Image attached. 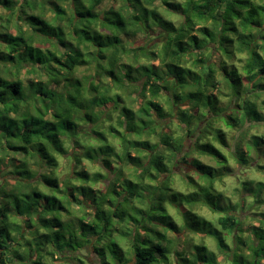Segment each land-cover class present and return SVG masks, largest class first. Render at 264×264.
<instances>
[{
	"label": "trees",
	"instance_id": "trees-1",
	"mask_svg": "<svg viewBox=\"0 0 264 264\" xmlns=\"http://www.w3.org/2000/svg\"><path fill=\"white\" fill-rule=\"evenodd\" d=\"M160 5L183 16L184 21L177 26L165 19ZM160 5L157 0H0L4 12L0 14V264H48L46 257L54 259L55 254L65 261L69 254L75 259L82 249L88 251L86 259L91 264H179L174 258L179 252L177 244L182 241L165 206L179 209L194 204L218 215L213 223L189 207L180 212L185 211L189 217L186 231L212 239L222 256L218 260L217 254L211 252L207 264H264V225L250 226L252 234L246 237L243 217L237 212L245 206L264 204V183L247 182L249 189L231 204L215 187L230 172L228 158L206 140L212 135L221 147L227 146L225 132L218 123L231 129L264 124V114L257 106L264 95V58L259 54L264 49L258 43L264 40V2L186 0L181 4L179 0H160ZM197 23L204 26L197 29ZM161 26L165 28L162 35ZM154 35L157 39L151 40ZM160 43L164 48L157 53L153 49ZM236 54L245 58L242 72L230 67ZM216 55L220 57L219 65L212 61ZM125 57L133 63H124ZM161 57L162 67L134 66L141 58ZM185 64L192 67H184ZM219 71L221 80L217 77ZM133 72L137 73L135 77ZM104 77H110L112 83L105 84ZM224 85L229 89L225 94L229 102L226 108H220L218 94H223ZM137 86L142 100L147 92L153 99L142 104L138 113L129 107L120 108L121 126L127 122L128 131L155 135L159 143L129 142L110 128L124 141L125 156L121 158L103 132L92 128L89 133L85 129L86 125H101L109 104L119 108L125 103V96L121 95L112 100L108 95L112 87L130 98L136 94ZM86 92L92 99L85 97ZM161 92L168 96L171 110L180 117L185 135L179 140L173 139L167 127L168 113L157 101ZM245 99L249 102L245 103ZM181 105L188 106V110L181 111ZM261 106L264 110V100ZM227 110L229 114L224 116ZM137 119L139 127L134 126ZM161 123L164 126L158 129ZM80 132L105 141V148L85 149V155L94 163L99 162L111 178L100 173L90 176L86 170L69 172L65 179L55 175L59 163L53 153L67 156L65 138H73L76 147L83 148L74 140ZM253 136L246 140L245 148L240 143L230 154L242 169L247 168L252 154L261 155L254 144L264 143V135ZM190 137L195 139L191 150L210 157L217 167L193 158L190 164L196 178L186 175L183 181L194 191L185 194L168 187L165 192L166 184L161 182L179 160L186 163L190 154L184 152V142ZM201 140L206 142L202 144ZM129 149L149 152L148 163L142 157H132ZM112 155L143 171L129 179L122 169L114 168L111 160L104 158ZM256 167L264 172V165ZM149 178L157 183H144ZM72 179L103 181L106 187L75 189ZM41 185L49 192L42 191ZM254 185L258 187L256 192ZM76 191L84 199H76ZM247 198L253 202L247 205ZM71 204L81 206V215L74 214ZM105 204L113 211H106ZM130 209L137 213L138 221L124 229ZM152 210L159 213H148ZM145 219L148 227L134 228L145 223ZM40 228L47 231L41 233ZM148 232L155 239H147ZM116 234L129 238L130 243H121L122 247L118 244V257L108 262L99 246ZM63 241L67 250L62 247ZM21 247L27 252H21ZM50 247L53 251H49ZM189 252L194 255L192 249ZM188 261L182 264H190ZM75 264L83 262L75 259Z\"/></svg>",
	"mask_w": 264,
	"mask_h": 264
},
{
	"label": "clouds",
	"instance_id": "clouds-1",
	"mask_svg": "<svg viewBox=\"0 0 264 264\" xmlns=\"http://www.w3.org/2000/svg\"><path fill=\"white\" fill-rule=\"evenodd\" d=\"M179 2L181 4L185 3L186 0H179ZM157 5H160V0H157ZM147 6V5H146ZM160 11L161 14L165 17V19L171 20L173 23H176L177 26H179V23H182L184 21V17L174 14V13H170L168 12L166 9L163 8L162 5H160ZM209 25L211 24V21L208 22ZM197 29H199L200 27H203L204 25L202 23H197ZM254 32H259V29H254ZM165 32V28L163 26H161V28L159 29V33L162 35ZM197 35H200L199 32L196 33ZM144 33H141V36H143ZM151 40H155L157 39V37L151 36L150 37ZM201 39H205L203 36H201ZM258 43L261 45L262 49H264V40H259ZM164 48V44L160 43L158 44L153 50L156 51L157 53H161L162 49ZM210 49H209V53H210ZM209 53H206L209 54ZM260 56L262 58H264V50L260 51ZM187 58V57H185ZM124 63H133V61L128 58L125 57L124 58ZM139 65H156L157 67H162V57L161 59H155V60H150L147 58H141L138 62L137 65H134L136 67H138ZM184 67H188L191 68L192 65L191 64H185L183 65ZM194 71H196L197 69H193ZM132 75L135 77L137 75V73L133 72ZM143 79V78H141ZM93 83H96L95 80H93ZM104 83L105 84H111V78L110 77H104ZM136 94H133L130 98L123 92L121 91L119 88L117 87H112L111 91L108 92V95L112 98V100H115V97L117 95H121V96H125V103L122 104L119 108H114L113 104H109L108 107L105 109L104 112V116L102 118V123L99 127H97L96 125H86V131L87 132H91L92 128H96V130L98 132H103L107 137H108V141L107 143L109 145H111L112 147L115 148L116 153H118L121 158H123L125 156V150L123 147V143L124 141L121 139V137H118L115 135L114 132L109 131V129H115L117 132H119L121 134V136H123L124 138H126L127 141L131 142V141H143V140H150L152 144H157L159 143L158 138L153 135V136H148V135H137L135 131H128L127 130V122L124 123L123 126H121L120 121L123 119V117L121 116V112H120V108L123 107H129L132 108L134 111H136L137 113L139 112V108L142 104L146 103L147 100H152L153 97L151 96L150 92H147L144 94L145 99H141L139 93L141 92V89L139 86H137L136 90H135ZM85 97L87 99H92V95H90L89 93H85ZM220 99L224 102H227V98L226 97H220ZM168 96L165 95L163 92L160 93V96L157 98V101L159 103H161L164 108L165 111L168 113L169 116V123L167 124V127L169 129H171V133L173 135V139L174 140H179L181 139L184 135L185 132L182 130V125L180 122V117L178 116V114L176 112H173L171 110V106L168 103ZM133 101H136L137 103H133ZM181 111H187L188 110V106H181L180 108ZM111 116V119H108V116ZM152 119H155V114H154V110H153V116ZM80 123L85 124V122L81 121ZM134 126L135 127H139V120H135L134 121ZM164 125L163 123L157 125V128H162ZM218 127H222L225 133H233V129L225 126L223 123H220L219 125H217ZM262 133H264V129L261 130ZM251 134H260L257 133L255 129L252 130V133L249 134V136ZM75 141H78L79 144L83 145V148L80 147H76L75 143L73 142V138H65L63 139V147L64 149L67 150V156H62L60 155V153L58 152H54L53 154L56 157V160L59 163V167L56 168L55 171V175L61 179H65L67 178L69 172H81L82 170H86L90 176H95L96 173H100L101 175L105 176V177H109V173L108 171L103 168L99 162L94 163L92 160L88 159L87 156L85 155V149H103L105 148V141L92 137L91 135L86 136L85 132H80L76 135V137L74 138ZM207 141H211L214 146L216 148H218L225 156H229L230 157V153L228 149H225L223 147H221V145L219 143H217L214 139L212 135L207 136L206 138ZM206 140H201L200 143H205ZM229 143L233 145V150H234V142L233 140L230 138L229 139ZM129 151L131 152V156L132 157H142L145 160V164L148 163V159H149V152L144 151V150H136V149H129ZM168 155H172L171 153H168ZM192 156L196 157L197 159L200 160H204V157L200 156V154L192 152L191 153ZM106 159H110L112 166L116 169H122L124 175L126 177H128L129 179H135L137 175H139L143 169H138L136 167H134L131 164H125V163H121L120 161H117L116 156L112 155L110 157H104ZM77 160H79L81 163L77 164ZM167 162V161H166ZM207 162V161H205ZM191 163V161H190ZM229 163L234 165V160L229 159ZM260 163H264V161H260ZM169 167H171V165H169ZM245 171H250L253 174L255 173L254 169H245ZM192 175H195V173H191ZM111 178V177H109ZM179 181V176L178 175H173V187H176V182ZM71 185L74 186L75 189H83V188H93V189H102L105 188L106 185L104 184L103 181H97L94 179H89L87 181L85 180H81V179H72L71 180ZM144 183L148 184V185H155L157 182L155 180L152 179H145ZM231 183V182H230ZM61 189L64 188V184L61 183L60 185ZM41 190L48 193L49 190L44 188L41 185ZM179 191L181 192H185V194H187L186 189L184 187H179L178 188ZM191 190V189H189ZM53 195H58L57 193H51ZM62 200H67L66 196H61L59 197ZM75 198L76 199H84V197L81 195L80 191H76L75 192ZM251 198H249V204H251ZM71 209L74 211V214L76 215H81V206L78 204H71L70 205ZM166 207H169L170 210V214H172L174 216V218L176 219L177 223H181V218L179 217V215H177L176 213H174L171 209V206L166 205ZM104 208L106 211H113V209L109 208V206L107 204L104 205ZM89 211H91V209H89ZM63 215V214H61ZM65 219H67V217H64ZM35 219V218H34ZM47 230L44 228H40V232L44 233ZM57 231H59V229H57ZM171 234V233H170ZM29 239H31V237H29ZM197 242H199L197 240ZM21 245H23V242L21 241ZM13 247H15V245H13ZM21 252H27V249L24 247H21L19 249ZM49 251H53V249L50 247ZM89 256V253L87 250L82 249L80 250L78 256L75 259H79L83 262V264H89L88 259H86V257ZM37 257H34V259H37ZM46 259L48 260V264H75V259L71 257V255L69 254L68 259L65 261H60V256L59 254H55V257L53 259V257H46ZM17 264H21L20 261H17ZM25 264H32L31 261H26Z\"/></svg>",
	"mask_w": 264,
	"mask_h": 264
},
{
	"label": "rangeland",
	"instance_id": "rangeland-1",
	"mask_svg": "<svg viewBox=\"0 0 264 264\" xmlns=\"http://www.w3.org/2000/svg\"><path fill=\"white\" fill-rule=\"evenodd\" d=\"M255 1L257 3L264 2V0H255ZM3 13L4 12H2V10L0 9V14H3ZM139 41L140 40L138 39L136 41V44ZM244 60H245L244 57L236 54V56L233 58V60L231 62L232 65L230 67L235 69L237 72H242ZM212 61H214L216 64L219 65L220 57L217 55L213 56ZM221 74L222 73L220 71L217 74V77L220 80L222 79ZM243 84H245V82H243ZM221 91L223 92V94L222 93H221V95L218 94V106L220 108H222V107L226 108V106L229 102V96L226 97L227 95H225V94H228L229 89H227L226 85H224L223 88H221ZM222 96L227 98V102H224L220 99V97H222ZM261 100H264V95H262L258 99V102H257V106L259 107V111L262 112V114H264V110L262 109V106H261ZM244 102L245 103L249 102V99H245ZM231 104L233 106V103H231ZM181 106H184V105H181ZM181 106H179V107L181 108ZM226 114H229L228 110L226 111V113H224V116H226ZM219 124L220 123H218L216 125H219ZM221 129H223V128L221 127ZM253 129H255L257 133H260V134H255V135H257V137L260 138L262 135H264V133L261 132V130L264 129V124L255 125V126L245 125L244 128L235 127L233 129L234 130L233 133H225V138H226V142H227V146L225 147V149H228L230 154H234L233 145L229 143L230 138L234 142V147L238 146L241 143L242 147L245 148L246 140H250V139L254 138L253 134H251L249 136V134L252 133ZM166 132H169V131L166 130ZM194 140L195 139L192 137L186 138V140L184 142V147H185L184 152H188L190 154L189 158L187 159L186 163L179 160L178 163L174 167H172V169H171L172 172L170 174H167V177L161 182L162 184H166L163 191L166 192L168 187L171 188V189L168 188L171 191H173V190L176 191V190H178L179 187H184L186 189L187 193L194 191V188L191 185L189 186V184H187L186 182L183 181V178H185L184 176H186V175H190L193 178H196V175L191 174V173H194V170L190 164L191 159L196 158V157L191 155L192 152H195V151L191 150L193 147L192 144H193ZM257 142H258V144L255 143L254 145L258 147V149L261 152V155L260 154L259 155L258 154L257 155L252 154L247 159V160H249V163H248V166L246 168V169H254L255 170L254 174L250 171H245V169H242L239 165H237L236 160H234L232 155L230 157L232 160H234L235 163H234V165L229 163L230 157L226 156V158H228V166L230 168V172L227 175H225V177L221 180V182H219V183L217 182L215 187L217 190L223 192L224 195L229 198L231 204L238 202L239 198H240V194L243 195L245 190L249 189V187L246 186L247 182L252 181L254 184H256L258 182L264 183V172L260 171L256 167L258 164L264 165V163H260V161H264V143H262L261 141H257ZM235 151L239 152V149L236 148ZM238 152L236 154H239ZM195 153H198V152H195ZM200 156L204 157V160L198 159L203 164L209 165V166L214 167V168L217 167V164L210 157L203 156V155H200ZM179 158H180V156H179ZM205 161H207V162H205ZM174 174L179 176V181L176 182V187L172 186ZM252 188L254 189V192H256V189L258 187L256 185H254ZM189 189H191V190H189ZM235 189L238 191L237 192L234 191ZM179 192H181V191H179ZM183 193H185V192H183ZM199 194L202 195L201 192ZM246 201H247V205H248L249 204V198H247ZM251 201L253 202L252 198H251ZM196 205L197 204H194V206H191V207L188 206V207H189V209L193 210L194 212L198 213L199 215L203 216L204 218L212 221L213 223L216 222L218 215L210 212L205 207L196 206ZM181 207L182 208L175 209V208H173V206H171L172 211L174 213H176L177 215H179V217L181 218V223H177L174 216L172 214H170L169 207L165 206L167 213L169 214V216L173 217V219L176 223V226H178V230L180 233L178 237L182 241L181 244L180 243L177 244V245H179V246H177V248L179 249L178 250L179 252H178V255H176V258H174V260H177L179 262V264H182L183 263L182 261H184V260L185 261L189 260L188 262L190 264H207L209 262V260L211 259V256H212L211 252H215L218 256V260H221L222 256L216 251L215 244H214V241L212 239H210L208 237H204V236L194 235L192 233L189 234V232L186 231L185 226L187 223V219L189 220V217H187L186 213H184V212L186 210H188V207L187 206H181ZM183 209L185 211L180 214V212L183 211ZM151 212L153 215H157L159 213L157 210L148 211V213H151ZM237 212L240 215V217H243V219H241V222H242V228L244 230L243 235L246 237L250 236L252 234V232L249 231L250 226H253V225L254 226H260L259 228H261V226L264 225V223H262L264 220V204L263 205L256 204V206H245L243 209H238ZM128 215L129 216H126L124 229H126V228L128 229L130 227L129 223L135 224L136 221H138V215L134 210L132 212V210L130 209ZM134 220H136V221H134ZM69 221H71V220H69ZM165 221L167 223H170V220L167 218H165ZM148 224H149L148 219H145V223L142 222L141 225L134 226V228H136V227L141 228V226H143V225L145 227H148ZM0 226H1V223H0ZM163 229H166L168 231V233L171 232L167 228H163ZM163 229H161V230H163ZM145 236L147 239L153 238L151 236V232H148ZM153 239H155V238H153ZM188 239H191V240L188 241ZM197 240L199 242H197ZM230 240L231 239L228 238V243L230 242ZM185 241H187V242H185ZM121 243L122 244L130 243V239L128 238V240H127L122 235L116 234L114 237H108V239H104L103 243L100 244L99 247H101V249H103L101 253H103L106 256V260L108 262H110V261H112L118 257L117 246H118V244H120V246L122 247ZM61 244H62V247L64 248V250H67V248H66L67 246L65 245V242L63 241V242H61ZM201 247H205V248L207 247L208 249H206L204 251ZM163 248L166 249L165 246ZM191 249L194 251V255H191V252H189ZM124 253H127V252H124ZM99 255H101V254H99ZM96 259H97V257H96ZM174 260L172 259L173 262H174ZM262 262H264V259L262 260ZM218 263H220V262H218ZM89 264H91V262H89Z\"/></svg>",
	"mask_w": 264,
	"mask_h": 264
}]
</instances>
